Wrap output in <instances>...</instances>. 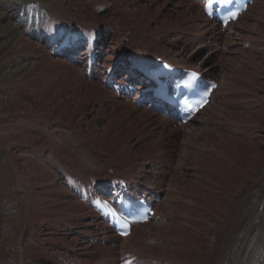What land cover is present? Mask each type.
Masks as SVG:
<instances>
[{
    "label": "rangeland",
    "instance_id": "1",
    "mask_svg": "<svg viewBox=\"0 0 264 264\" xmlns=\"http://www.w3.org/2000/svg\"><path fill=\"white\" fill-rule=\"evenodd\" d=\"M36 1L39 7L52 6L70 13L78 19L74 25H79V21H84L86 16L101 17L104 13L98 15L95 6H92L93 12L89 10L91 4L88 1L82 4V0H76L74 5L66 0ZM109 1L116 13L129 23L116 22L114 28L108 25L107 29H103L102 48L114 46L116 34L109 29L117 31L121 43L128 40L124 36L128 34L126 30L132 29L134 39L161 48L160 52L169 55L181 52L184 60L193 58V55L194 61L208 60L212 51L216 50L214 61L219 66L220 88L217 93L215 91L214 102L200 114L194 126L185 129L186 135L183 136L171 130L177 127H166V120L158 115L156 118H161L162 127L158 123L149 127L150 112L145 115L140 110L136 111L137 106L132 102L136 107L125 109L127 103L124 102L129 100L110 97L112 90L105 88L103 80H97L95 74L89 77L80 65L69 64L72 60H68L67 56L54 55L55 43L47 45L45 34L24 35L35 45V53L42 48L45 50L51 58L48 64L24 55L17 44H11L0 55V264H42L40 256L50 258V252L77 258L74 248L77 245L65 242L61 234L68 233L71 240H75L79 237L74 234L78 226L75 223L94 221L96 213L76 196L75 191H71L74 182L70 178L67 185L69 172L81 178L102 177L105 180L109 174L126 170L136 175L140 186L149 184L158 192H165L160 209L164 218L161 219L158 214L153 222L143 228L141 238L137 239L139 254L150 256V263L153 264H200L203 248L207 246L208 249L211 237L222 221H226L235 211L238 202L244 199L249 202L257 197L258 189L264 190L261 182L254 187L258 173L264 170V0H258L246 15L243 14L234 28L219 38L217 45L210 42L209 36L213 33L203 34L202 31L193 30L191 24H202L203 21L186 20L184 16L188 12L185 8L184 14L176 12L174 17L186 21L183 26L188 28L187 32L181 29L183 26L159 29L160 23L164 24V16L153 20L156 7L166 11L173 6L172 3L159 0V6L145 13L149 0ZM200 7L202 10L201 4ZM6 10L9 13L7 20L22 30L21 24L24 27L30 13L19 15L14 7ZM3 11L0 8V12ZM33 31L46 33L42 29L30 32ZM185 33L191 38L187 39ZM9 38L0 34V46ZM191 39H195L192 44ZM198 42L200 52L186 47L195 46ZM140 46L144 48L142 43ZM106 56L113 57L114 50L108 51V54L103 52L104 62ZM124 62L127 64V60ZM32 63H36V67L29 70ZM23 66L29 72L25 80L2 81V75L6 72ZM71 68L74 73L63 75ZM83 104L86 105L84 111L96 108L94 112L97 114H90L97 116L94 121L96 128L111 126L112 119L119 118L125 130L120 126L109 136L100 139L93 136L89 141L83 133L91 130L86 124L87 119L91 120L92 117L88 115L86 119L79 112ZM12 130L18 135L15 139L10 137ZM138 138L143 139V151L132 157L129 147ZM146 164H151L148 166L151 171H145ZM43 167L50 171V177L44 176ZM143 173L150 177L141 178ZM51 181L64 186L63 193L72 202H82L85 206L80 209L71 205L77 212L71 211L73 207L69 205L65 210L61 206H52V199L61 200L64 197L60 196V191L56 193L59 196L50 194L52 189L49 187V194L45 193L44 188ZM258 207L262 209L257 200L253 208ZM249 234L247 239H243L244 246L250 239ZM260 234L264 235V224H261ZM86 236L92 235L84 234ZM78 239L87 240L81 239V236ZM261 239L263 237L258 240ZM96 240L90 242L92 249L105 246ZM260 245L250 250L249 257L245 255L252 264L261 260L263 252L258 259L255 255L260 248H264L263 241ZM43 249L46 253H43ZM237 252L239 258L243 256L241 249ZM107 254L110 252L107 251ZM84 258L98 264L99 259L83 257L80 260ZM42 262L47 264L46 260Z\"/></svg>",
    "mask_w": 264,
    "mask_h": 264
},
{
    "label": "bare ground",
    "instance_id": "2",
    "mask_svg": "<svg viewBox=\"0 0 264 264\" xmlns=\"http://www.w3.org/2000/svg\"><path fill=\"white\" fill-rule=\"evenodd\" d=\"M66 1L68 3L74 5L76 0H66ZM85 1H88V4H91V8L89 10H91L92 12H93V7L95 6V11L98 13V15L103 13V11H104V13L101 17H96V16L92 15L93 16V18H92L90 16H86L85 18H83L84 21H79V25H78V23H76V25H74L75 20H78V19L73 17L70 13L60 11L57 8H54L52 6L51 7H49V6L48 7H46V6L45 7H43V6L39 7L36 0H6V2L4 0H0V8L4 9L3 12H0V34L7 35L10 37L7 41H5L2 44V46H0V55L4 54V52H6L8 50V48H9V46H11V44H17V46H18L17 48L20 50L21 53L23 52L24 55L27 54V55L33 56L34 58L41 60V63L48 64L50 62L51 58L48 57L45 50L42 48L40 51L35 53L36 50L34 51V49H33V46H35V45H33L25 37L24 34L27 33L26 35L30 36L34 33H43L45 35H48L47 40H48V44H49V43L54 41L53 37H56L59 33H63L65 35V37L72 38V39L77 40V41H82L83 38H86V39H88V41H90L88 43L85 51L81 54V55L85 56L87 54V52L89 53L92 45L97 41V39H99L100 42L103 41L102 37L99 36V38H97V34L99 32H100L99 34H101L102 29H107L106 27H108V25H110L111 27L114 28L115 27L114 23H116V22H121L124 24L129 23V22H125L123 17H120L119 14L116 13V9L113 8V6L111 5L112 3L109 0H82V4ZM133 1H137V0H133ZM149 1H150L149 4H146V5L144 4L146 7L145 13L152 10L153 7H156V5L159 6V0H149ZM163 1H164V3H168V2L172 3L174 7L173 6L168 7V9L166 11L162 10L160 7H156V9H155L156 13L153 14V16H152L153 20L159 19V16H164V17H162V19H163L162 21L164 24L160 23L159 29L160 28L162 29L164 26H168V27L171 26V28H173V29L181 28V26H183L186 21L185 20L181 21V20L177 19L176 17H174V13L177 12V13H183L184 14V8H185V10L188 12V15L185 13V16H184V18H186V20H191V21H196V22L198 20H201V22L203 21L202 24H200L199 22H197V24H191V26L194 28L193 30H196L198 32L202 31L201 33H203V34H205L207 32L213 33L212 35L209 36L210 42H213L217 45V43L219 42V38L223 34H225L222 31V29L216 24L215 20H210L204 15L198 1H196V0H163ZM257 1L258 0H255L252 5L248 6V9L245 13H248V11L256 4ZM101 6H104V10H101ZM8 7H14V9H16V13H18L19 15H23V14L27 15V13H30V15L28 16V19H26V23L24 24V27L21 24L20 29H22V30H18L17 27L14 26V24H11V22L7 20V17L9 18V13H8V10H6V8H8ZM32 9H34V10H32ZM195 9H196V13H195ZM117 10H118V8H117ZM245 13H243V14H245ZM243 14L241 15L242 17L244 16ZM241 16L238 17L236 22H232L230 24V26L233 27V25L240 20ZM111 22H112V24H110ZM77 25H78V27H77ZM99 27H100V30H99ZM33 29H36V30L42 29V30L46 31V33L38 32V31L37 32L36 31L30 32ZM122 29H124V28H122ZM181 29L186 31V32L188 31V28L186 26H183ZM129 30L130 31L126 30V32L128 34L124 35L128 40L124 43H121L120 40H118L119 38L117 36V31L114 29H109V31L115 32L116 35H114V41H113L114 46H110V48L104 50L105 54H108V51L114 50V56L113 57H110L111 55L109 57H106V61H109V63H107V68H111V67L115 66V64L118 60H120L122 58H127V64L126 65H128V67H130V68L137 70V68H140V66L147 65L148 61L152 62V60L155 57L161 56V57L169 58L172 61V63L180 65L183 68H192L193 66H196L198 68H204V71L211 76H214V77L218 76V74H219L218 70L219 69L217 70V67H219V66L214 61V57L216 56V50L212 51L213 54H211L209 56V59L207 58L208 60H204L205 58H203L199 61H194V59H193V58H195L194 55H193V58L191 57L189 60H184L183 57H181V52H177L174 55H169L163 51L160 52L159 50L161 48L160 49L158 47L155 48L150 43L146 44V42H142L138 38H137V40L134 39V37H135L134 31L132 29H129ZM109 31H106V32H109ZM70 33H73V35H70ZM129 34H132V36L129 37ZM176 36H179V35H176ZM182 36H184V35L182 34ZM185 36H186V38L187 37L191 38V36H188L187 33H185ZM185 36H184V38H185ZM178 38H180V37H178ZM194 40L191 41V44ZM141 43L143 44L145 49L140 46ZM186 47L190 48V50L192 48L198 49L197 52H200L199 51V42L196 43L195 46L190 45V46H186ZM66 48H69V47L67 46ZM66 48H64L63 50H66ZM211 49L212 48H210V50ZM139 52H142V53L140 55H138ZM62 55H64V54L58 55V57H62ZM84 56H80V57L78 56V57H75V59L80 58L82 60ZM8 63H9V61H8ZM73 63L70 61L69 64H73ZM9 65H10V63H9ZM35 65H36V63H32L30 65V67H28L29 70L34 69L36 67ZM215 65H217V66H215ZM95 69H97V66L95 67ZM24 70H25L24 66L18 67L15 70L8 71L5 74L3 73L4 75H2V76L4 78H1V79H2V81H8L11 79H14V80H18V79L23 80L24 79L25 80L26 76L29 72H27L28 70L27 71L26 70L24 71ZM82 70H84V69H82ZM216 70H217V72H216ZM74 72L75 71L71 68V69L66 70L63 73V75L64 74L67 75V74L74 73ZM93 74L97 75V72H94ZM101 74H104V73H101ZM29 75H28V77H29ZM105 78H106V76H103L102 82H104L106 80ZM54 79H56V78H54ZM99 81H101V80H99ZM99 86H100V90H102V86L101 85H99ZM218 88L219 87H217V89ZM106 91H108V90H106ZM111 92H112V94H109L110 97H114V96L118 97L117 95H115V93L113 91H111ZM214 93L215 92H213V94ZM4 98H3V100H4ZM121 98H123L124 100L126 99V97H121ZM11 99L13 100V98H11ZM0 101H1V99H0ZM124 103H127L124 106L125 109H129L131 106L133 108V106H135V105L131 104L130 101L124 102ZM208 105H206L204 108H206ZM84 107L86 108V105L84 106V104L81 107H79V109H81L79 112L83 113L84 118L87 119L88 115H90V114H97L94 112V110L96 108L95 109H89L88 111H84L83 110ZM136 108H137L136 111L140 110L141 113H143V114L145 113V115H146V112H148V113L150 112L146 109L144 110V109H139L138 107H136ZM204 108H203V110H204ZM59 111H61V110H59ZM200 114H202L201 110L198 112L197 115H200ZM156 115L157 114L150 112L149 117L147 116L151 122V123L149 122L150 124H148L149 127H151L152 125H155L157 123L160 125V119L161 118H158V117L156 118ZM93 116H91L92 117L91 120L89 118L87 119L88 123L86 124L87 127L91 130L85 131L83 133L89 141H91V137H93V136H95L96 139H97V137L99 138V137L109 136L112 133H114L116 130H118L120 128L121 124L124 125V123L122 122L121 119L116 118V119H112L111 123H113V124H111V126L104 125L101 129L96 128L94 121H95V119H97V116H95V115H93ZM164 119L166 120V123H167L166 127H167V125L168 126L173 125L169 119H167V118H164ZM123 125L121 127L125 130V127ZM160 126L162 127V125H160ZM171 130H175L177 133L179 132V134H181L183 136L186 135V133H184L182 131L181 127H177V129L171 128ZM15 132L16 131L13 132V130H12V132L10 134V137L12 139H15V137L17 135ZM24 136L26 137L25 134H24ZM17 139H19V138H17ZM21 140H23V139H21ZM142 141H143L142 138H138L137 141H135L131 145V147H129V150L132 152V153H130V156L133 157L134 154H136V155L141 154V152L143 151L142 150ZM17 142H18V140H17ZM148 166H151V164H146V166H144L147 169L145 171H148V169H149V171H151V169ZM42 170H44V174H45L44 176L46 178L50 177L51 174H50V171L47 169V167H43ZM116 177H123L124 179L129 180L133 185L140 186V182L138 181V178L136 177V175L132 174V172L127 173L126 170L125 171H122V170L116 171V173L109 174L108 178L114 179ZM149 177L150 176L146 175V174L141 176V178H149ZM40 178H41V176L39 177V179ZM53 181H51L50 183L47 184V186H45V188H44V190L46 189L45 193L49 194V192H48L49 190L47 189L49 187V189H52L51 190L52 192H50V194L52 193L54 196H59V194H56V193L58 191H60V196L64 197V199H61V200L60 199H55V200L52 199L51 201L55 202V203L53 202L54 204L52 203V206H54V207L56 205L61 206L64 210L67 208L66 207L67 205H69L70 207L76 206V207H79L80 209H81V207L85 206L82 202H74V201L72 202V199H70L68 195L66 197V195L63 193L62 188L64 186L62 187V185L60 183L56 184ZM113 181L114 180H111V182H113ZM260 182L264 188V170H261L258 173V175L254 181V187L257 186ZM77 187H78V184L74 183V187L72 188L73 191H75L77 189ZM147 187H149L150 189H154L149 184ZM44 190H43V192H44ZM81 190H84V189H81ZM251 192H254V191H251ZM159 193H161V192H159ZM43 196H45V194ZM92 198H94V197H92ZM257 200H258L259 206L262 207V209H260V210H259V207H258V209L253 208L255 201H257ZM71 205H73V206H71ZM57 206H56V208H57ZM161 208H162V204H160L158 206L156 213H159V215L162 219V218H164V215L160 214ZM72 210L75 212L78 211L74 207L71 208V211ZM234 210L235 211L228 216L226 221H222V223L220 224L221 226L218 228V231H216L213 234V236L211 237V239L209 241L208 249L206 250L207 246H206V248H203L204 255H203V258H201V260H200V264H242V258L244 259L243 264H252V261H248L247 258L245 257V255L247 254V256L249 257L250 250H252V248L254 246H256V245L262 246V245H260L261 241H263V245H264V240H263L264 235H261V234H260L261 236L258 235L260 228H261V224H264V190L258 189L257 190V197L255 199L249 201V202L247 199H244L243 201H239L238 204L234 207ZM96 215L97 214H95L94 218H96ZM152 219H154V217ZM151 222H153V221H150V222L145 223V224L137 225L135 227V231H132L131 234L129 236H127L126 238H124L121 243H119V240L117 238L118 236L115 234H112L110 232L109 228H107V226H105V224L102 223L100 220H97V218L94 219V221L87 220V221H85V223H83V222L80 224L78 222L75 223V225H78V226H76V231H74V234L77 235L76 237L81 236V239L86 238L87 240L84 239V240L80 241V239H78L79 238L78 237L72 241L71 240L72 238L69 237L70 234L65 233L66 235H64V233H62L61 235L63 236V240L65 242H69L72 245H74V244L77 245V246L75 245L76 247H74L76 249L77 259L87 257L88 260L89 259H91V260L99 259V260H97L98 264H108L109 261H110V264H115L116 258H118L117 256L119 254V251L120 252L123 251V252L128 253V254L139 255L140 257L145 259V261H147V264H149L151 257L150 256L145 257V256H142L139 254L140 251L138 248L139 244L137 242V239L141 238L139 236H141L140 233L143 232L142 231L143 228L148 226L149 223H151ZM151 228H152V226H151ZM254 228H259V229L254 230ZM71 230H73V229H71ZM248 233H250L249 234L250 239L247 242V245L244 246L242 244L243 239H247ZM82 234H83V236H82ZM84 234H89V235H93L96 237H101V239L102 240L105 239L108 244L105 246L97 247L96 249L95 248L92 249L93 247H92V244L90 243L91 242L90 238H87V236L84 237ZM259 236L263 237V239L258 240L260 238ZM29 237H31V235ZM242 246L244 247V252L242 251V248H243ZM238 249H241V253L243 254V256L240 258L238 257V252H237ZM99 250H101V252ZM107 251H109L110 254H107ZM73 252H75V251L73 250ZM261 252H263L261 254V257H260L261 260L259 262H257V264H264V248H260V250L257 251L255 255H257V259H258L259 254ZM43 253H46L45 249H43ZM50 253H52V252H50ZM50 253H49V255H50ZM100 253H102V254H101V257L99 258ZM241 253H240V255H241ZM235 255H236V258H235ZM231 258H232V260H231ZM234 258H235V261H234ZM45 259H48V256L47 257L44 256V258H42L40 256V260H41L42 264H43L42 261ZM57 260L58 259H56V261Z\"/></svg>",
    "mask_w": 264,
    "mask_h": 264
},
{
    "label": "snow or ice",
    "instance_id": "3",
    "mask_svg": "<svg viewBox=\"0 0 264 264\" xmlns=\"http://www.w3.org/2000/svg\"><path fill=\"white\" fill-rule=\"evenodd\" d=\"M217 2L227 3L228 0H217Z\"/></svg>",
    "mask_w": 264,
    "mask_h": 264
},
{
    "label": "water",
    "instance_id": "4",
    "mask_svg": "<svg viewBox=\"0 0 264 264\" xmlns=\"http://www.w3.org/2000/svg\"><path fill=\"white\" fill-rule=\"evenodd\" d=\"M101 10H104V6L103 7L101 6Z\"/></svg>",
    "mask_w": 264,
    "mask_h": 264
}]
</instances>
